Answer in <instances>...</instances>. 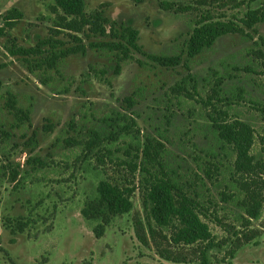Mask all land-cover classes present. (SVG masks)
<instances>
[{
	"label": "rangeland",
	"instance_id": "374dc122",
	"mask_svg": "<svg viewBox=\"0 0 264 264\" xmlns=\"http://www.w3.org/2000/svg\"><path fill=\"white\" fill-rule=\"evenodd\" d=\"M84 1L77 30L56 0H0V264H264V0ZM12 8L23 17L5 27ZM97 17L105 35L85 24ZM121 25L139 32L128 54L100 46L117 41L110 31ZM198 29L213 30L215 40L191 56ZM12 45L34 51L12 56ZM77 45L85 53L63 56ZM52 53L60 57L48 65ZM178 84L185 89L174 94ZM8 91L27 120L6 108ZM215 120L251 128L255 173L236 172V147ZM148 143L165 175L198 195L209 241L176 243L178 221L151 219L140 169ZM101 181L132 207L96 238L99 222L81 210ZM249 192L258 219L241 206ZM14 217L31 227L12 234ZM140 222L147 244L136 236Z\"/></svg>",
	"mask_w": 264,
	"mask_h": 264
},
{
	"label": "trees",
	"instance_id": "16d2710c",
	"mask_svg": "<svg viewBox=\"0 0 264 264\" xmlns=\"http://www.w3.org/2000/svg\"><path fill=\"white\" fill-rule=\"evenodd\" d=\"M58 7L68 16L74 18L73 20L83 19L85 12V1L84 0H56ZM23 17V14L16 8L10 9L4 17V26L9 27L16 20ZM251 19H256L255 13L250 14ZM103 18L97 17L95 20L86 19L85 24L91 25L92 30L95 33L106 34L107 29L103 23H100ZM67 23V28L80 29V24L75 20ZM259 20V19H258ZM79 25V26H78ZM110 31V35L117 38V41L112 43H104L100 45L103 48H108L114 51H119L122 54H128L130 49L137 48V39L139 32L131 27L121 25L118 30ZM198 34L195 38V43L192 46L194 56L199 53L204 46L211 47L215 40L212 35L213 30H197ZM4 34V27L0 28V36ZM207 34L211 35L210 39H207ZM119 37V38H118ZM55 47V46H52ZM8 53L12 56L20 55L21 53L29 54L34 50H26L22 47H16L12 45L11 48L7 49ZM37 52V51H36ZM85 53V47L77 45L74 48H70L64 55L70 53ZM58 55L52 53V57L45 60L48 65H53L58 59ZM164 61L170 60L171 58H164ZM193 81V79L191 78ZM190 80V81H191ZM187 79L184 80L186 84ZM183 83V82H182ZM185 88L183 84H178L171 90L174 94H180ZM1 93V83H0ZM5 106L8 111L14 116V118L21 123L28 119V114L21 108L18 107V101L16 96L11 93H6ZM123 103L131 107L135 104L134 98L127 97ZM115 122V120H110ZM51 126L47 129L50 130ZM213 128L217 131L220 138L226 141L228 144L234 145L237 150V160L235 162L236 172L241 175H251L255 173L259 167V163H255L253 157L250 155V147L252 144V133L251 128L241 122L237 124H223L218 121H214ZM127 130L126 127H121V133ZM119 133V134H121ZM118 133H113L111 138L115 139ZM140 152V148L138 149ZM141 172L146 174V195L145 200L149 205L150 217L156 223L167 226L174 221H178L181 224L177 237L175 238L176 243L193 244L198 241L207 242L210 240V233L208 227L203 223L199 217L198 211L204 208L201 202L197 199L198 195L192 196L187 193L178 183L171 181L168 176L164 173V166L161 160H159V154L155 146L151 143L145 144L141 151ZM138 158V157H137ZM156 172H161L162 177H158ZM206 174L211 178L209 171ZM16 182V179H14ZM255 193V191H254ZM254 193L249 192L247 194V200L241 202V206L244 212L251 219H258L261 213V205L256 201ZM223 200L227 201L232 198V195L223 193ZM132 204L129 200L122 198L119 191L111 184L101 181L95 191V195L88 197L81 210L83 218L87 221H98L99 224L93 229V233L96 238H101L105 233L107 227L111 224L113 217L117 214H124L130 212ZM32 221L23 217L9 218L7 221V227L10 229L12 234H18L25 232L31 227ZM149 236L155 238V231L148 225ZM136 236L142 244H147V234L142 222L136 228ZM182 262V261H176Z\"/></svg>",
	"mask_w": 264,
	"mask_h": 264
}]
</instances>
